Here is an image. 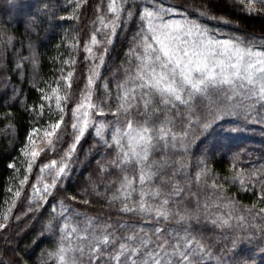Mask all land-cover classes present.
Listing matches in <instances>:
<instances>
[{
  "label": "snow or ice",
  "instance_id": "obj_1",
  "mask_svg": "<svg viewBox=\"0 0 264 264\" xmlns=\"http://www.w3.org/2000/svg\"><path fill=\"white\" fill-rule=\"evenodd\" d=\"M70 3L71 12L61 19L78 20L82 8L88 11L92 4L96 5L94 23L99 27L91 33L90 44L85 43L83 48L84 60L90 65L86 83L81 99L69 108L76 64L75 58L70 57L63 60L70 69L66 75L61 69L60 78L53 81L55 87L46 84L38 88L39 101L27 108L34 125L20 147L22 157L26 158L25 172L18 178L16 190L8 189L11 203L0 215V240L5 241V253H13L8 264H25L15 255L16 248L9 246L16 240L11 229L18 227L22 215L31 213L29 219L35 218V213L45 205L51 209L45 227L49 231L54 229L58 236L54 251L46 255L56 264H254L239 246L242 239L257 238V233L259 244L264 245V165L241 167L242 162L235 156L230 175L217 177L203 159L192 162L190 149L197 141L209 148H222L231 141L241 129L234 121H226V116L237 117L245 125L249 121L264 124V46L257 47L251 40L237 36L219 38L216 30L189 18L183 3L173 6H166L163 0H107L106 5L104 0L99 3L92 0V4L89 0H70ZM239 3L245 13L264 14V0H239ZM208 11L200 15L208 16ZM106 16L110 18L106 20ZM208 18L223 20L218 16ZM127 20L136 23L137 30L125 54L123 75L113 73L116 87L111 89L100 69L106 63L108 46L115 43L117 30ZM32 24L39 27L35 20ZM0 33L2 55L13 43V37L6 28L0 29ZM98 33H103L101 39ZM73 40L75 43H69V48L76 49L80 40L75 36ZM93 47L102 51L95 54ZM29 50L30 57L20 56L15 64L18 72L23 71L26 62L36 68L35 45L29 44ZM61 82L67 83L63 95ZM101 87L104 98L97 95L94 101L93 96ZM12 91L23 95L15 88ZM46 111L49 122L43 135L48 151H55L69 128L71 143L59 161L51 159L36 165L37 175L34 183L29 184L34 164L44 151L35 147L33 137L40 130L35 124L44 118ZM109 115L111 120L107 119ZM90 128L105 152L114 151L107 167H113L121 175L118 187L107 195L110 206L119 202L121 214L139 215L141 219L135 223L88 216L77 205L91 203L90 190H70L65 184L71 178L77 146ZM10 167L20 171L16 163ZM107 167L102 165L101 170L106 171ZM45 170L50 182L43 179ZM226 184L251 191L255 202L249 206L224 196ZM25 185L31 189L24 193L28 207L13 215ZM98 187L94 183L91 192L101 196ZM56 193L63 198H57ZM20 207L23 208V201ZM221 208L227 211L221 212ZM202 223L205 228L211 224L213 229L246 235L243 238L236 235L229 239L230 247L226 244L218 248L214 239L204 235ZM261 251L264 252V247ZM0 264H5V260L0 259Z\"/></svg>",
  "mask_w": 264,
  "mask_h": 264
},
{
  "label": "trees",
  "instance_id": "obj_2",
  "mask_svg": "<svg viewBox=\"0 0 264 264\" xmlns=\"http://www.w3.org/2000/svg\"><path fill=\"white\" fill-rule=\"evenodd\" d=\"M99 2L100 0H97V3ZM140 2H144V0H140ZM163 2L166 6L183 3L190 13L189 18L200 20L209 28L216 30L221 39L237 36L241 39L251 40L257 47L264 46V14L243 12L239 0H163ZM106 3L107 0H104L105 5ZM89 4H92V0H89ZM95 7L96 5L92 4L88 11L82 8L79 13L80 18L71 20L61 19L71 12L70 0H0V29L6 28L8 35L13 37V43L8 45L6 51L0 55V215L11 203L12 194L8 192V189L12 188L14 192L18 187V178H22L25 172L26 158L22 157L20 147L23 146L26 135L34 125L32 114L27 111V108L34 101H39L38 88L45 87L46 84L55 87L53 81L60 78L61 69L66 75L70 69L64 66L63 60L70 57L75 58L76 64L74 65V75L71 78L69 108L80 100L89 67V63L84 60L86 53L83 48L84 44L89 42L91 33L95 31L96 23L94 22L97 20ZM184 10L182 8L181 12ZM206 10H209L208 16H201L200 13ZM103 11H106V7L103 8ZM209 16L223 17V20L209 19ZM178 17L183 18L182 16ZM33 20L37 21L39 27L32 24ZM224 21H228V23ZM33 28H35L34 31ZM136 30V23L131 20L125 21L122 28L117 30L115 43L109 48L101 75L108 79L111 89L116 87L113 73H117L119 76L123 75L125 54L132 43L131 38L135 35ZM74 36L80 40V43L76 49H71L69 43H75ZM2 39L3 35L0 33V40ZM29 44L36 47L37 66L33 69L31 62H26L23 71L18 72L15 64L19 61L20 56L30 57ZM0 48H2V44H0ZM99 83L100 81L97 84ZM66 87L67 83L61 82V95L64 94L63 89ZM13 88L17 93L22 92L23 95L14 94ZM97 95L104 98L102 87L97 90L95 100ZM51 103L53 105L52 115L55 116V100L53 99ZM107 119L111 120L112 117L109 115ZM225 120L234 121L235 126L240 127V132L231 141L225 142L222 148H209L208 144H200L197 141L190 149L192 162L196 163L199 159H203L217 177L230 175L231 163L235 156H238L242 162L241 167L264 165V159H261L264 157V124L249 121L245 125L234 116H226ZM67 121L68 117L66 116L65 124ZM48 122L46 111L44 118L35 124L40 129L33 137L35 147L42 148L44 151L41 152L34 164L33 173L29 176V184L34 183V178L37 175L36 165L41 162L47 163L51 159L59 161L71 143L69 128L55 151H48L47 140L43 135ZM9 125L12 127L9 128ZM61 127L63 129L65 125L62 124ZM206 148L207 151H205ZM97 149L101 150L97 151ZM114 156V151L105 152L94 133L88 132L77 146L72 160L71 178L65 181V184L70 190L78 188L90 190L88 199L91 203L77 205L80 211L88 216L102 220L112 217L113 220L120 219L122 222L135 223L141 219L139 215L121 214L119 202L110 206L107 199V195L115 191L121 179L118 170L107 167L108 162ZM12 163H16L17 168L20 169L19 172L10 167ZM102 165L107 167L106 171L101 170ZM195 170L193 169V171ZM109 181L114 183H109ZM94 183L99 185L97 190L102 193L101 196H96L95 192H91V186ZM63 186L61 185V187ZM225 189L224 196L234 197L244 205L250 206L255 202L252 192H245L238 185L226 184ZM28 192H31V189L25 185L22 196L17 201V207L13 209V215L27 209L28 202L24 193ZM56 195L57 198H63L60 193H56ZM21 201H23V208L20 207ZM52 203L55 201L53 200ZM210 211L214 212L216 209L210 208ZM220 211L225 212L227 209L221 208ZM50 213L51 209L45 205L35 213V218L29 219V216H32L31 213L29 216L22 215L18 227L11 229L16 235V240L9 246L16 248L15 255L21 257L25 264H43L44 261L46 264H56L54 259L48 258L46 255L47 252L54 251L58 242L55 230L49 231L45 227ZM200 227L205 236L217 242L218 248L228 244L229 239L236 235L242 238L246 235L244 232L213 229L211 224H207V228H205V224L202 223ZM209 229L212 230L209 231ZM258 235L257 233V238L251 241L242 239L239 250L254 264H264V252L261 251L264 245L259 244ZM228 246L230 247V244ZM12 256L11 252L5 253V241L0 240V259L5 260V264H8V259ZM208 264H212V262H208Z\"/></svg>",
  "mask_w": 264,
  "mask_h": 264
},
{
  "label": "rangeland",
  "instance_id": "obj_3",
  "mask_svg": "<svg viewBox=\"0 0 264 264\" xmlns=\"http://www.w3.org/2000/svg\"><path fill=\"white\" fill-rule=\"evenodd\" d=\"M105 13H106V11H105ZM108 18H110V16H106V20H107ZM173 18L180 19L178 16H175V17H173ZM97 27H99L98 24H96L95 29H96ZM102 35H103V33H98V39H101V38H102ZM87 43L90 44V40H89V42H87ZM111 45H112V44H111ZM111 45L108 46V49L110 48ZM100 51H102V49H100V48H98V47H93V53H95V54H99ZM89 66H90V65H89ZM102 68H103V67H102ZM102 68L100 69V72L102 71ZM97 83H98V81H97ZM80 99H81V97H80ZM93 100L95 101V94H94V96H93ZM90 131L94 133V131H93L91 128L88 130V132H90ZM88 132H87L85 135H87ZM43 143H44V142H43ZM43 143H42V144H43ZM43 179L46 180V181H49V180H50V178H49V176H48V174H47V170H45V174H44V176H43ZM49 182H50V181H49Z\"/></svg>",
  "mask_w": 264,
  "mask_h": 264
}]
</instances>
